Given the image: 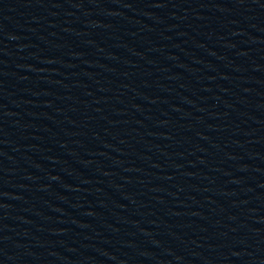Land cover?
Returning a JSON list of instances; mask_svg holds the SVG:
<instances>
[{
  "label": "water",
  "instance_id": "95a60500",
  "mask_svg": "<svg viewBox=\"0 0 264 264\" xmlns=\"http://www.w3.org/2000/svg\"><path fill=\"white\" fill-rule=\"evenodd\" d=\"M0 264H264V0H0Z\"/></svg>",
  "mask_w": 264,
  "mask_h": 264
}]
</instances>
